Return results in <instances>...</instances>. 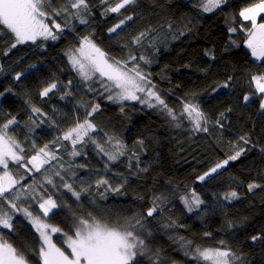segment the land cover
<instances>
[{
	"label": "snow or ice",
	"instance_id": "obj_1",
	"mask_svg": "<svg viewBox=\"0 0 264 264\" xmlns=\"http://www.w3.org/2000/svg\"><path fill=\"white\" fill-rule=\"evenodd\" d=\"M55 3L56 0H0V26L7 29L14 37L11 48L27 42L36 44L39 39L56 41L65 28L72 30L70 25L72 19L78 20L80 24L89 23L86 18L91 15L89 0H59L61 7H55ZM100 3L105 5L102 15L115 13L123 17L108 29L110 36L125 26L127 21L133 20V16L125 15L122 10L126 11L128 7L136 4L137 0H100ZM224 3L226 0H198V7L201 11L210 13L219 9ZM262 12H264V0L252 7L244 8L239 15L245 21L252 23V28L247 30L245 47L250 50L254 60L264 63V23H257V16ZM56 17H64L65 24L58 23ZM229 31L234 32L236 29L230 28ZM148 35L149 31L139 33L132 38V44H141ZM233 43L235 42L233 41ZM7 54L5 52V55ZM65 55L68 57L73 71L78 74L89 91H95L92 85L98 84L103 89V92L99 94L108 93L109 101L121 104L124 101H135L148 108H158L159 111L166 113L172 121L176 122V127L180 126L179 120L183 117L192 124L193 131H209L206 127L209 120L198 104L188 100L182 101V111L179 115L168 106L149 75L144 72L139 63H133L137 60L143 61L145 64L150 63L146 57H137L130 53L128 60H115L94 42L91 35L82 36L78 46L67 50ZM205 55L214 58L211 51L206 52ZM21 75V73H17L15 79L20 80ZM231 79L232 77H229V80L221 87L230 88ZM250 83L255 86V91L244 95L243 101L247 104L252 96L258 95L260 97L259 108L261 112H264V72L253 74ZM68 84L71 85L72 81H69ZM57 87L56 82L49 83L43 87L40 96L48 97ZM68 95L71 93L65 92L61 99ZM83 106L90 108V111L85 112L82 121L77 120L74 126L63 132L61 137L52 141L51 146L44 144L37 148V145L33 144L32 148L36 149L35 154L27 159L24 155L26 151L24 146L10 134L14 131L12 126L18 123L16 117L13 116L0 125V264H29L27 257L8 239H5V234L2 231L6 229L8 233H12L15 230L14 213H22L39 233L42 241L39 251L40 264H140L139 257L149 256L148 243L138 229L144 227L148 218H155L161 211L160 205L164 199L162 196H154L145 211L135 214L127 221V227L119 222L113 224L104 219H97L91 213L87 218H80L75 223L74 234L66 237V249H70V254H66L65 249L58 247L53 242L51 234L61 232L60 228L49 225L41 217L34 216L30 207H21L18 203L22 197L26 198L30 194V190L35 192V188L33 185H29L27 189L24 188L20 184L24 177L14 175L10 170V163L18 164L30 174L33 170L35 172L43 170L47 173L49 170L44 166L58 159L57 151L62 146L58 141H69L72 145L70 155L74 157L81 154V151L76 148L77 145L91 142L96 146L98 153L107 156V161L104 163L105 173L109 171L110 163L116 162L120 156L126 154L125 146L121 140L116 139L112 150H108L90 135V133L98 132V128L91 118L100 111V104L92 103ZM121 111L123 112V107H121ZM231 111V108L227 109V112ZM31 112L34 115H45L39 107L34 105L31 106ZM226 118V113L222 112L220 118L215 122L216 125L223 128L222 121ZM113 139L115 138H109L106 143L112 144ZM239 140L243 141L245 145L250 143L246 135L240 136ZM137 143L143 146L144 141L141 139ZM261 151L264 152V148H261ZM244 152L243 146L233 145V153L226 159L217 161L200 175L198 180L203 182L207 178H212L214 174H222L221 170L226 169L231 161L239 159ZM138 163L137 159V165ZM28 165H31V168H28ZM131 167L132 165L129 163V168ZM142 170L146 171V169ZM54 177H58L59 186H62L77 200H80L81 195L87 193L92 187V184L89 183L77 191L74 184L66 179L62 168L45 175L42 185H50L53 189H57L58 184ZM17 185L20 187L17 188ZM94 186L98 191L102 189L100 195L103 197L107 192H121L124 185L119 182L114 184L107 175H101L94 181ZM247 187L248 191L252 192L260 185L253 182L249 183ZM239 198L240 194L236 190L228 191L221 197L228 203ZM180 199L190 213L198 211L204 204V200L195 191L191 193L190 197L182 196ZM40 201L39 207L44 217H48L53 209L59 207L58 201L52 195L47 197L41 195ZM4 204L11 211L5 209ZM175 226L174 221L164 225V227ZM231 227L232 224L229 223V228ZM205 235H210V233H205ZM251 241L264 243V234L251 236ZM180 244L185 250V255L190 254L192 259L198 262L202 261L204 264H246L244 256L232 251L223 240L220 241L221 246L217 248L196 247L193 249L191 241H185L183 237L180 238ZM153 255L158 258L159 252ZM149 260L150 264H158L157 259H154L153 256H149Z\"/></svg>",
	"mask_w": 264,
	"mask_h": 264
}]
</instances>
